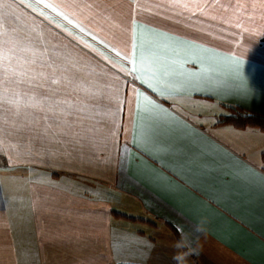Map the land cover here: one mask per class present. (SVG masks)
<instances>
[{
  "label": "crops",
  "instance_id": "crops-1",
  "mask_svg": "<svg viewBox=\"0 0 264 264\" xmlns=\"http://www.w3.org/2000/svg\"><path fill=\"white\" fill-rule=\"evenodd\" d=\"M3 2L19 7L11 16L0 8V35L5 26L21 35L27 34L29 25L41 26L50 44L71 41L70 47L88 62L86 71L107 69L112 77L119 76L126 95L132 77L125 82L122 62L109 48L86 32L81 34L83 42L72 40L27 7L31 3L35 8L37 0ZM109 2L118 5L116 14L121 18L132 16L134 10L138 23L199 37L221 51L234 47L233 29L218 27L209 35L178 25L174 18L168 19L174 15L168 9L155 7L165 0H135L141 8L133 0ZM240 2L248 5L244 11L253 18L251 26H258L260 9L251 8L252 0ZM44 11L71 27L50 9ZM191 23L197 24V18ZM86 25L97 27L92 22ZM143 38L153 37L145 31ZM242 52L250 89L247 100L224 94L234 86L226 73L211 91H189L173 99L153 94L136 81L163 107L171 110L175 104L178 119L169 125L136 118L135 133L126 134L121 128L113 138L115 105L96 99L90 101L100 105L89 121L95 127L90 140L61 147L36 139L32 155L19 157L0 150V264H264V130L220 123L221 117L237 112L264 118V35L246 34ZM174 58L186 61L189 72L200 70L185 52ZM81 75L85 85L95 79ZM115 119L127 123V102ZM142 135L151 142H144ZM186 242L188 246L176 247Z\"/></svg>",
  "mask_w": 264,
  "mask_h": 264
},
{
  "label": "snow or ice",
  "instance_id": "snow-or-ice-1",
  "mask_svg": "<svg viewBox=\"0 0 264 264\" xmlns=\"http://www.w3.org/2000/svg\"><path fill=\"white\" fill-rule=\"evenodd\" d=\"M133 3L136 8L142 7L135 0ZM247 6L240 0L236 3L165 0V3L155 6L168 9L174 14L169 15L168 19L174 18L176 24L196 32L213 35L218 27L222 31L233 29L234 47L221 51L218 47L201 42L199 37L138 23L134 10L132 16L121 18L116 14L118 5L109 0H95L90 4L78 3L77 0H37L35 8L28 3V8L39 11L41 16L56 24L57 28H62L72 40L83 42L81 34L86 32L100 45L109 48L122 62L120 72L125 82L130 76L133 83L130 88L124 89L126 95L122 94L119 76L112 77L107 69L86 71L88 62L70 47L71 41L68 45L58 42L50 44V38L45 37L41 26L29 25L26 35L5 26L0 35V150L13 151L19 157L32 155V145L36 139L61 147L90 140L94 137L95 127L89 121L100 107L98 103L90 101L96 99H106L115 105L111 112L113 130L110 135L113 138L121 128L126 134L135 133L136 118L159 120L169 125L178 119L175 104L171 110L163 107L153 96L141 91L136 81L146 85L153 94L173 99L189 91H211L213 86L219 85V77L226 73L234 86L224 94L238 97L241 101L247 100L250 89L242 58L243 37L246 34L264 35V0L251 2L253 10L260 9L261 22L256 27L251 26V14L244 11ZM18 7L14 3H0L5 16L14 15ZM44 9H50L71 27H64ZM194 17L198 20L197 24L191 23ZM86 22L95 23L96 29L88 27ZM145 31L150 32L153 38L145 40ZM86 46L112 64L109 57L93 44ZM178 52H185L195 59L200 64V70L187 71L184 68L186 61L180 62L174 58ZM82 73L95 79L85 85ZM102 80H111L112 83L102 84ZM125 102L129 108L126 124L115 119L116 114L122 112ZM141 138L146 143L151 142L146 135ZM123 161L122 157L121 164ZM0 188H3V182H0ZM7 203L8 198L5 206ZM178 231L182 233L183 229L178 227ZM182 246H188L187 242L176 245L177 248Z\"/></svg>",
  "mask_w": 264,
  "mask_h": 264
},
{
  "label": "trees",
  "instance_id": "trees-1",
  "mask_svg": "<svg viewBox=\"0 0 264 264\" xmlns=\"http://www.w3.org/2000/svg\"><path fill=\"white\" fill-rule=\"evenodd\" d=\"M220 123H229L236 127L252 126L264 130V118L246 114L244 112H237L229 116H223L220 118Z\"/></svg>",
  "mask_w": 264,
  "mask_h": 264
}]
</instances>
